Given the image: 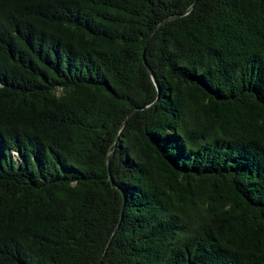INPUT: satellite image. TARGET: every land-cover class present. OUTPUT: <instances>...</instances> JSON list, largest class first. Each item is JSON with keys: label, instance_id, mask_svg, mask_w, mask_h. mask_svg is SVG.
<instances>
[{"label": "trees", "instance_id": "16d2710c", "mask_svg": "<svg viewBox=\"0 0 264 264\" xmlns=\"http://www.w3.org/2000/svg\"><path fill=\"white\" fill-rule=\"evenodd\" d=\"M0 264H264V0H0Z\"/></svg>", "mask_w": 264, "mask_h": 264}, {"label": "water", "instance_id": "95a60500", "mask_svg": "<svg viewBox=\"0 0 264 264\" xmlns=\"http://www.w3.org/2000/svg\"><path fill=\"white\" fill-rule=\"evenodd\" d=\"M190 8H191V7H190ZM188 10H189V9H188ZM176 16H177V15H175V16H170V17L166 18L165 20H163L162 22H160V24L163 23L164 21L169 20V19H171V18H173V17H176ZM160 24H159V25H160ZM155 29H156V28H155ZM155 29H154V31H155ZM154 31L148 36V38H147V40H146V43H145V46H144V50H145L146 45H147L148 42L150 41V39H151V37H152ZM144 61H145V60H144ZM145 64H146L147 69H148L149 72L151 73L152 77L154 78V75H153L151 69L149 68V66L147 65L146 62H145ZM110 158H111V155H109V156H108V159H107V165H108V166H109ZM117 228H118V226L115 228L114 232L117 230Z\"/></svg>", "mask_w": 264, "mask_h": 264}]
</instances>
